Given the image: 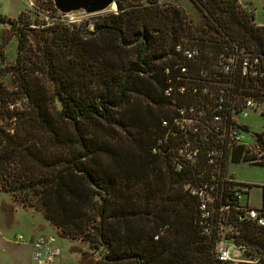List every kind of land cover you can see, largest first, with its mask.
<instances>
[{"label": "trees", "instance_id": "trees-1", "mask_svg": "<svg viewBox=\"0 0 264 264\" xmlns=\"http://www.w3.org/2000/svg\"><path fill=\"white\" fill-rule=\"evenodd\" d=\"M114 2L91 28L56 16L31 43L17 28L14 59L0 70L12 76V87L0 85V188L59 236L99 250L98 264H215L182 189L187 175L163 146L151 149L171 108L163 55L181 36L213 31L255 51L264 71V25L238 0H191L208 32L173 5ZM238 229L264 259V226L243 220Z\"/></svg>", "mask_w": 264, "mask_h": 264}, {"label": "built area", "instance_id": "built-area-1", "mask_svg": "<svg viewBox=\"0 0 264 264\" xmlns=\"http://www.w3.org/2000/svg\"><path fill=\"white\" fill-rule=\"evenodd\" d=\"M214 33L181 36L172 53L163 55L168 60L162 67L163 94L171 108L151 149L163 146L173 169L187 175L182 189L196 201L198 227L212 239L215 264H264L260 251L237 239L243 220L264 226V204L252 206L251 183L227 171L237 156L264 162L262 142L242 120L249 111L264 117V71L255 51L236 38ZM249 80L257 86L250 89ZM257 132L262 140L264 127ZM259 186L264 195V182ZM16 240L26 242L21 234ZM30 243L34 264H65L58 261L60 248L53 233L38 232Z\"/></svg>", "mask_w": 264, "mask_h": 264}, {"label": "rangeland", "instance_id": "rangeland-1", "mask_svg": "<svg viewBox=\"0 0 264 264\" xmlns=\"http://www.w3.org/2000/svg\"><path fill=\"white\" fill-rule=\"evenodd\" d=\"M148 1L130 0V2H134L133 4H140V6H149V4L157 7L173 5L181 8L187 23L196 28L202 25L203 30L208 32L209 27L204 23V15L193 5L191 0H151V3ZM240 1L249 3L246 5L247 8L254 11L253 22L264 25V0ZM109 8L110 11L113 10L111 6ZM114 8L116 9V6ZM0 15L8 17L13 22L12 25L8 22H0V70H2V66L12 63L14 59L17 28L19 30L20 28L25 29L24 31L28 34V41L31 43L33 42L32 34L38 32L37 26L41 23L44 25L50 23L56 16L66 22L86 20V26L89 28L92 27L93 21L98 16L91 13L85 14L80 10L69 11L67 14L61 15L52 2L45 0H0ZM210 33L212 36L215 34L213 31ZM202 35H206V33L203 32ZM0 85L5 88L12 87V76L7 72L2 73L0 71ZM242 120L254 132L264 127V117L257 112L249 111L246 116L242 117ZM227 171L232 173L237 180L251 183L248 200L252 206L264 204V195L261 194L259 186L264 182V165L248 160L228 162ZM36 232H48L56 236V243L60 248L59 257L63 263L98 264L99 250L89 246L87 242L79 238L69 239L59 236L39 210L34 209L33 206L22 205L17 198L0 188V248L3 247L0 249V254H5L9 264H15L12 253L9 254L12 249H15L18 255V259H16L18 264H28L27 247L18 246L20 244L15 241V238L18 234L26 237L29 233ZM10 258H12L11 261Z\"/></svg>", "mask_w": 264, "mask_h": 264}, {"label": "water", "instance_id": "water-1", "mask_svg": "<svg viewBox=\"0 0 264 264\" xmlns=\"http://www.w3.org/2000/svg\"><path fill=\"white\" fill-rule=\"evenodd\" d=\"M53 6L60 12L82 10L87 14H101L110 11L109 6L114 7V0H50Z\"/></svg>", "mask_w": 264, "mask_h": 264}, {"label": "crops", "instance_id": "crops-1", "mask_svg": "<svg viewBox=\"0 0 264 264\" xmlns=\"http://www.w3.org/2000/svg\"><path fill=\"white\" fill-rule=\"evenodd\" d=\"M239 2H241V4H244V5H249V3H246V2H242V1H240L239 0ZM251 5V4H250ZM49 223V222H48ZM49 225L55 230V231H57V229H56V227H54L51 223H49ZM37 233V232H36ZM36 233H29L28 234V236H26V237H24V239H26V242H21V241H18V240H16V238H15V241L17 242V243H19L20 245H18V246H21V247H27V251H28V264H34L33 262H32V260H31V243H30V240L33 238V236H34V234H36ZM48 233V232H47ZM0 249H3V247H1ZM10 252L12 253V257L13 258H15V261L13 262V263H15V264H18V262H16V259H18V255H17V253H16V251H15V249H12V250H10L9 251V254H10ZM9 256V255H8ZM11 259L12 258H10V261H11ZM58 261L60 262V263H62L63 261L60 259V257H59V259H58ZM9 261H8V258L5 256V254L4 255H2V254H0V264H9L8 263Z\"/></svg>", "mask_w": 264, "mask_h": 264}, {"label": "bare ground", "instance_id": "bare-ground-1", "mask_svg": "<svg viewBox=\"0 0 264 264\" xmlns=\"http://www.w3.org/2000/svg\"><path fill=\"white\" fill-rule=\"evenodd\" d=\"M110 7V6H109Z\"/></svg>", "mask_w": 264, "mask_h": 264}]
</instances>
